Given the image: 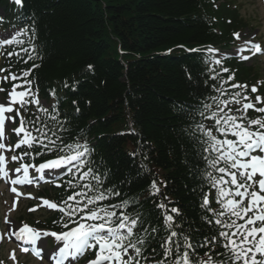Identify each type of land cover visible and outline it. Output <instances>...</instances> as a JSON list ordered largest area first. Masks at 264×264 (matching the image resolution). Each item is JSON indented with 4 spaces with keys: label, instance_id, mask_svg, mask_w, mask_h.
Masks as SVG:
<instances>
[{
    "label": "trees",
    "instance_id": "trees-1",
    "mask_svg": "<svg viewBox=\"0 0 264 264\" xmlns=\"http://www.w3.org/2000/svg\"><path fill=\"white\" fill-rule=\"evenodd\" d=\"M215 1L23 0L17 8L0 0L14 16L22 13L36 34L33 74L42 92L56 88L69 98L60 136H105L91 162L103 187L120 192L112 196L116 201H138L132 214L139 211L161 229L148 254L152 248L160 251L158 241L167 234L157 202L180 209L176 219L183 218L194 243L217 230L201 220L207 165L194 131L215 81L201 56L173 53L228 43L241 29L237 12L214 7ZM239 76L246 80L250 73L241 70ZM130 123L135 134H118ZM151 167L166 171L160 201L148 197Z\"/></svg>",
    "mask_w": 264,
    "mask_h": 264
},
{
    "label": "snow or ice",
    "instance_id": "snow-or-ice-1",
    "mask_svg": "<svg viewBox=\"0 0 264 264\" xmlns=\"http://www.w3.org/2000/svg\"><path fill=\"white\" fill-rule=\"evenodd\" d=\"M15 3L19 5L21 0H15ZM234 35L239 38V33ZM5 42L12 43L11 40ZM251 49L254 52L261 51L258 44H252ZM240 51L243 52L244 49ZM242 58L247 60L249 56ZM215 63L220 64V61ZM29 75V72L23 73V77ZM10 76L14 81L20 79L15 74ZM8 79L9 77L2 78L3 81ZM233 79L234 76L230 75L224 84ZM231 87L240 91L229 95V90L222 84L217 89L219 95L210 97L212 103L204 102L202 108L198 109L203 120L209 122L207 125L203 120L197 123V131L206 138L204 143L207 147L204 151L209 154L204 157L208 164L205 175L210 188L215 189V203L220 205L219 210L214 209L209 199L211 193L203 195L200 203V208L204 210L201 220L217 226L216 233L206 235L203 241L194 243L195 236L184 229L183 218L176 219L180 216V209L175 206L169 208L167 203L160 201L156 206L161 210L159 215L163 217V230L167 234L158 241L160 251L152 248L151 254H148L151 241L161 229L145 219L139 211L135 215L127 212L130 204L138 203L136 200L124 199L120 204L104 205L102 202L112 196H120V192L113 188H104V181L90 167L87 171L83 170L87 165L84 157L90 154L88 145L77 141L64 142L56 130L43 123L39 117L26 120L20 109L27 112L29 105H36L50 120L61 124V131L65 130L63 122L58 121L55 113H49L48 108L40 104L30 87L17 91V88L23 86L14 85L8 93V103L0 104V179L10 183V190L17 196L22 195L18 192L17 185L37 182L30 176V169H34L41 179L45 170L64 169L84 182L74 184L69 180L68 186L78 190L59 204L42 199L43 205L62 214L53 223L65 229L64 231H42L26 223L13 229L11 221L6 217L5 223L10 226L7 234L9 240L14 237L24 245H32L31 249L24 247L22 250H31L39 258L42 251L36 246L37 242L42 236L54 237L60 245L51 257L55 264H66L69 260L78 261L88 251L95 252V259L89 260L88 264H264V116H247L249 109L264 113V107L257 108L251 102L244 91L248 87L246 84H233ZM257 90L256 86L251 88L253 93ZM0 91L5 89L0 87ZM255 99L257 103L262 102L260 96ZM231 105L238 106L235 112ZM13 111L19 116L20 123L17 128L9 130L20 138L15 145H6L3 142L5 122L15 123L16 118L5 114ZM216 132L220 133L219 137L215 135ZM22 146L40 150L35 153L24 151L19 155L13 154L9 161L5 153L14 152ZM48 153H54L55 157L38 165L31 162L37 156ZM25 157H28L29 162H25ZM9 162H19V167L9 170ZM150 188L153 196L160 194V188L155 181ZM163 199L167 200V195ZM15 207L16 202L13 210ZM35 210L29 209L30 212ZM208 213L212 214L211 217ZM3 238L4 235L0 234V241ZM209 245L212 247L209 248ZM201 248L204 249L202 253L199 251ZM217 248L220 249L218 252ZM11 258L15 260L14 251Z\"/></svg>",
    "mask_w": 264,
    "mask_h": 264
},
{
    "label": "rangeland",
    "instance_id": "rangeland-1",
    "mask_svg": "<svg viewBox=\"0 0 264 264\" xmlns=\"http://www.w3.org/2000/svg\"><path fill=\"white\" fill-rule=\"evenodd\" d=\"M238 2L242 3L243 5H245L244 8H243V11H242L243 14L252 15V16L257 17V19H258L257 20V25L261 27L260 31L264 32V14H263V9H262V5H261L260 1L259 0H238ZM255 35L256 34L249 33L247 36H248V38H250V37L255 36ZM263 61L264 60H262V62ZM262 62H261V60H258L256 63L258 65H260V63H261L262 66H263ZM0 203H1V206H2V209H3V213L7 214V211L9 210V207H7V202H3L2 203V201H1ZM21 264H39V263L32 262V261H30V262L24 261Z\"/></svg>",
    "mask_w": 264,
    "mask_h": 264
}]
</instances>
